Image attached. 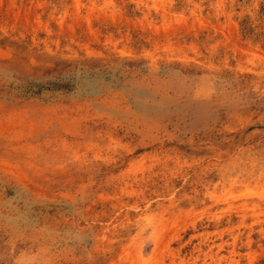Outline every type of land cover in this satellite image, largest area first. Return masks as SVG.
Segmentation results:
<instances>
[{
    "label": "rangeland",
    "instance_id": "obj_1",
    "mask_svg": "<svg viewBox=\"0 0 264 264\" xmlns=\"http://www.w3.org/2000/svg\"><path fill=\"white\" fill-rule=\"evenodd\" d=\"M0 264H264V0H0Z\"/></svg>",
    "mask_w": 264,
    "mask_h": 264
}]
</instances>
